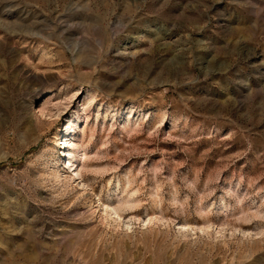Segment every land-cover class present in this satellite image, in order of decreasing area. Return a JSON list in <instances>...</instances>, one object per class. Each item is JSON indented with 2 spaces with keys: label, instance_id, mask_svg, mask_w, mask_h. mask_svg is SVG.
<instances>
[{
  "label": "rangeland",
  "instance_id": "obj_1",
  "mask_svg": "<svg viewBox=\"0 0 264 264\" xmlns=\"http://www.w3.org/2000/svg\"><path fill=\"white\" fill-rule=\"evenodd\" d=\"M0 264H264V0H0Z\"/></svg>",
  "mask_w": 264,
  "mask_h": 264
},
{
  "label": "bare ground",
  "instance_id": "obj_2",
  "mask_svg": "<svg viewBox=\"0 0 264 264\" xmlns=\"http://www.w3.org/2000/svg\"><path fill=\"white\" fill-rule=\"evenodd\" d=\"M5 35H7L5 38H10L12 40V38L14 36L15 37L21 36L23 34L21 32H15L13 34H5ZM46 40L50 41L48 38H46ZM42 62H43V59H42ZM38 72H37V70L30 69L31 75H37ZM45 72L46 71H44V73ZM50 73H52V75L50 76V79H52L53 81H56V82L61 81L62 77L58 74L57 71L50 72ZM45 74H47V73H45ZM40 79H41V81L46 80L45 77H41ZM57 94L54 98L49 97L52 99L47 98V100L41 102L38 105L37 109L33 108L31 110L33 113L34 119H36L37 121H39L41 123H45V122L49 123V122H52L51 120L53 118H55L57 120L61 116V114L63 113V110L66 107H68L69 104L64 106L65 101L63 102V98L64 97L66 98V96L62 97L59 94L58 95ZM66 95H67V93H66ZM74 96L75 95L72 94V98ZM76 96H77V94H76ZM78 98H79V96H78ZM83 99H84V101H82L83 102L82 104L85 106L86 104H88V102L90 101L89 99H91V98H87V99L83 98ZM70 101L71 100H68L69 103H70ZM134 108H135V106L132 103L129 107L130 114L128 113V115H130V116H128L129 118H128V121H126L127 123L125 122L126 123L125 127L130 126V124H132L130 121V118H131V113L134 111ZM82 109L85 111L87 110L86 107H84ZM88 111H89V109H88ZM83 116H84V114L79 112V110L74 109V107H71L70 113L66 114L65 123L63 125V129H62V133H61L62 137L60 138L59 143H60L61 149L65 150L66 148H69V152L62 157L56 158L57 159L56 160V168L54 170H52V172L50 174H51L52 178L55 179V181H57L58 183H62L63 186L68 185L71 182L72 183L78 182L79 186H82L83 188L86 189V187H88V184H87V180H86V177L84 174V169H86L88 166L87 165L88 163H86L88 156H89L88 155V153H89L88 152V139H89V136H92L93 130H92L90 125L88 126V124H87L88 120L86 121L85 124L82 123L81 118H83ZM81 191H83V189L78 190V192H81ZM131 199H133V198H131ZM117 200H118V198H117ZM134 200H136V199H134ZM128 201L129 200H123V201L118 200V201L108 202V205L105 207H107L111 210H109V209L107 210V208H106L107 216L111 217L115 221H121L122 214H121L120 210L122 207L130 205V203H128ZM115 202H118L119 204H115ZM131 204H133V203H131ZM108 206H111V208ZM131 206H129V207H131ZM132 208H133V206H132ZM127 222L130 223V220H127ZM183 225L186 228H190V226L188 225L187 222H184Z\"/></svg>",
  "mask_w": 264,
  "mask_h": 264
}]
</instances>
